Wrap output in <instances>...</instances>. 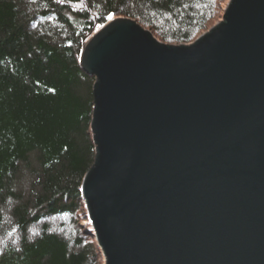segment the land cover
I'll list each match as a JSON object with an SVG mask.
<instances>
[{"label":"water","instance_id":"95a60500","mask_svg":"<svg viewBox=\"0 0 264 264\" xmlns=\"http://www.w3.org/2000/svg\"><path fill=\"white\" fill-rule=\"evenodd\" d=\"M224 7L187 44L128 17L83 43L104 264H264V0Z\"/></svg>","mask_w":264,"mask_h":264},{"label":"trees","instance_id":"16d2710c","mask_svg":"<svg viewBox=\"0 0 264 264\" xmlns=\"http://www.w3.org/2000/svg\"><path fill=\"white\" fill-rule=\"evenodd\" d=\"M224 8L223 0H0V264L101 257L80 192L95 154L83 43L116 17L164 43H188Z\"/></svg>","mask_w":264,"mask_h":264},{"label":"rangeland","instance_id":"374dc122","mask_svg":"<svg viewBox=\"0 0 264 264\" xmlns=\"http://www.w3.org/2000/svg\"><path fill=\"white\" fill-rule=\"evenodd\" d=\"M225 3H226V0H223V4H224V6H225ZM199 36V35H198ZM197 36V37H198ZM196 37V38H197ZM158 39V38H157ZM159 40V39H158ZM189 43V42H188ZM168 44H176L177 45V43H168ZM187 44V43H186ZM83 224H85V223H83ZM99 251V250H98ZM97 264H104V260H103V258H102V256L97 260Z\"/></svg>","mask_w":264,"mask_h":264},{"label":"snow or ice","instance_id":"6c2138e0","mask_svg":"<svg viewBox=\"0 0 264 264\" xmlns=\"http://www.w3.org/2000/svg\"><path fill=\"white\" fill-rule=\"evenodd\" d=\"M108 19H112V16H111V14L108 16Z\"/></svg>","mask_w":264,"mask_h":264}]
</instances>
